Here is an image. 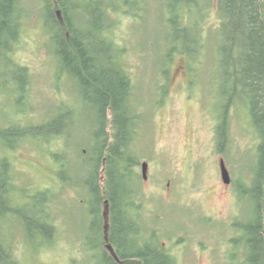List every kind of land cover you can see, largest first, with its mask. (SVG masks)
<instances>
[{"label": "rangeland", "instance_id": "374dc122", "mask_svg": "<svg viewBox=\"0 0 264 264\" xmlns=\"http://www.w3.org/2000/svg\"><path fill=\"white\" fill-rule=\"evenodd\" d=\"M165 2L139 0L135 17L123 8L112 12L115 36L129 49L121 61L128 64L133 76L142 114L135 147L139 158L136 170L142 177L141 215L150 228L158 229L178 264H245L244 232L235 222L250 220L253 203L248 200L246 205L237 191L241 190L240 179H249L255 166L258 135L241 98H234L235 106L228 113L229 139L219 151L216 127L223 119L226 98L221 96L222 85L216 82L219 73L213 38L220 23L218 2L201 0L197 3L200 7L192 4L185 14L188 27L175 30L164 25ZM22 4L29 10L12 57L31 73L29 96L18 104L17 81L12 78L15 69L10 63L4 65L8 75L0 77V127L40 124L58 111L57 106L65 111L76 104L74 114L66 118L69 126H75L63 137L44 140L29 134L15 149L5 147L13 138H0V171L6 157L10 176L26 193H58L64 181L59 178L62 162L53 154L57 149L66 151L62 154L68 156L67 179L83 181L87 175L83 162L72 152L88 148L96 117L84 103L78 85L68 74L58 72L60 64L54 59L43 24L46 12L41 9L42 0H22ZM74 4L89 6L93 2L75 0ZM196 23L204 28L208 46L199 62L192 57ZM174 39L180 49L192 47L190 52L186 50L190 56L175 52L167 60V45ZM222 159L230 169L231 185L223 181ZM143 161L151 163L146 180ZM79 187L64 189L52 204L57 235L51 244L43 235L29 238L28 228L11 214L1 220L2 230L10 236L23 264H101L102 257L85 249L91 204L83 201ZM48 208L46 212L51 213ZM35 209L26 205L23 212L30 215Z\"/></svg>", "mask_w": 264, "mask_h": 264}, {"label": "trees", "instance_id": "16d2710c", "mask_svg": "<svg viewBox=\"0 0 264 264\" xmlns=\"http://www.w3.org/2000/svg\"><path fill=\"white\" fill-rule=\"evenodd\" d=\"M74 1L42 0L41 9L46 12L43 24L54 59L60 64L58 72L71 77L84 103L95 112L88 148L72 152L82 160L87 175L81 182L78 177L73 181L70 177L67 179L68 156L62 154L66 151L57 149L53 157L62 162L59 178L64 180L63 186L58 193L45 190L31 195L15 184L9 174L8 159L4 157L0 171V264H23L15 254L10 236L2 230V219L13 215L16 222H23L28 228L29 238L43 235L51 244L57 235L52 204L64 189L79 186L83 201L91 204L90 234L84 239L85 249L94 257H102L101 264H178L158 229L150 228L137 216L141 211L142 177L136 170L139 158L135 147L142 114L136 101L133 76L128 64L121 61L129 49L115 36L116 21L112 12L123 8L135 17L136 10L140 9L139 0H91L93 5L89 6L75 5ZM200 1L166 0L164 25L174 30L188 27L185 14L192 4ZM217 2L220 23L213 38L219 73L216 82L222 85L221 96L226 98L223 119L216 127L218 148L222 151L229 139L228 113L235 106L234 98H241V105L251 115L258 142L251 176L240 179L241 190L237 191L246 205L248 200L253 203L252 217L241 224L235 222V226L239 225L244 232L241 239L244 263L264 264V0ZM208 7L206 5L205 9ZM27 10L22 0H0V77L8 75L3 66L12 64L16 73L12 78L17 81V102L21 105L29 96L32 76L28 67L12 56L23 32ZM90 25L92 28L88 30ZM197 25L191 42L192 57L199 62V56L208 46L204 42V28ZM207 38L210 40L211 35ZM167 47L168 61L175 52L184 54L192 49L178 48L175 39L169 41ZM162 89L164 95L166 87ZM74 105L65 111L57 106L58 111L40 124L0 127V138H13L5 147L15 149L29 134L44 140L70 134L75 125L69 126L66 118L74 114L77 107ZM15 195L20 196V201ZM26 205L37 209L28 215L23 212ZM47 208L51 213L46 212Z\"/></svg>", "mask_w": 264, "mask_h": 264}, {"label": "water", "instance_id": "95a60500", "mask_svg": "<svg viewBox=\"0 0 264 264\" xmlns=\"http://www.w3.org/2000/svg\"><path fill=\"white\" fill-rule=\"evenodd\" d=\"M147 170H148V164L144 163L143 174L145 177H147ZM221 175L225 183L227 184L231 183V174L224 159L221 160ZM109 248H111V246Z\"/></svg>", "mask_w": 264, "mask_h": 264}, {"label": "flooded vegetation", "instance_id": "af4514ba", "mask_svg": "<svg viewBox=\"0 0 264 264\" xmlns=\"http://www.w3.org/2000/svg\"><path fill=\"white\" fill-rule=\"evenodd\" d=\"M144 163H147V164H148L147 177H145L144 174H143V165H144ZM138 165H139V163L136 165V167H137ZM150 165H151L150 161H143V162L141 163V167H142V176H143V179H145V180L148 178V171H149ZM229 171H230V169H229ZM228 185H231V183H229ZM137 216L140 217V219H141V218L143 219V217H142V215H141V211H139V213H137ZM109 250L111 251L112 255L115 256L114 253H113V250H111V249H109ZM172 255H173V254H172Z\"/></svg>", "mask_w": 264, "mask_h": 264}]
</instances>
